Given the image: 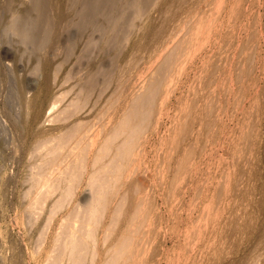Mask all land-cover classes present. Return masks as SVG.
<instances>
[{"label": "rangeland", "instance_id": "1", "mask_svg": "<svg viewBox=\"0 0 264 264\" xmlns=\"http://www.w3.org/2000/svg\"><path fill=\"white\" fill-rule=\"evenodd\" d=\"M12 1L0 0V58L9 56L0 62V264H55L56 238L73 220L95 235L81 230L84 264H108L117 251L119 264H264V0H142L126 24L108 28L119 38L100 57L95 28L65 57L64 35L77 29L62 22L46 70L21 55L12 31L31 0ZM132 113L134 154L98 202L92 163ZM70 130L66 149L51 155ZM82 156L87 170L69 183V200L58 170L81 167ZM49 163L60 167L52 195Z\"/></svg>", "mask_w": 264, "mask_h": 264}, {"label": "bare ground", "instance_id": "2", "mask_svg": "<svg viewBox=\"0 0 264 264\" xmlns=\"http://www.w3.org/2000/svg\"><path fill=\"white\" fill-rule=\"evenodd\" d=\"M52 1H54V3ZM65 1H67L66 5H68V2H69V9L71 10L70 14L68 12L63 11L62 7H63V5H65L64 4ZM144 1L145 0H143V2ZM147 1L149 2L150 0H147ZM12 3H13V1H12ZM31 3H32L31 7H33V8H31V10L29 9L30 12H28L25 17H23V18L21 17V19L17 20V22H16L15 18L18 19L19 17L14 18V22H16V23L13 24L14 26H12V31L19 38V40H18L19 44L22 45L21 49H19V52L21 53V55L27 54L29 56H34L37 59L36 61L39 62V64L37 65L36 68H38V70L39 69L46 70L47 66H50L51 53H53L55 51V49H57L59 47V44H60L58 42L60 41L61 35L58 33L56 34V32H55L56 26L61 25L62 22H67L68 25H73L77 29L76 32L73 33V32H71L70 29L67 28V30H68L67 35L66 34L64 35V36H66L64 41L67 44V46H63V51L66 50V51H64V52H66L65 57H67L68 59L74 54V52L76 50V46L79 44L80 39L81 40L84 39L86 37L87 32L91 28L92 29L95 28L96 31H93V33H92L93 37L90 38V41L95 38L94 35L96 33L99 34L98 38L96 37V39H98V42H97L98 51L96 52L97 53L96 56L100 57V55H102V52L104 51V47H103L104 43L107 41H110V40L112 41V40H116L119 38V35H117V34L111 35L110 31H108V28H114L115 27L116 29H119V28H121L122 25L126 24L128 19H129L130 8L136 9L139 5H142L141 4L142 0H138L136 2H132L131 0H31ZM56 7H58L57 11H59V12L56 11L57 13L53 10V8L57 9ZM12 9H14V8H12ZM26 11H28V10H26ZM53 11L57 14L56 17H55L56 14L53 16V14H52ZM15 16H16V14H15ZM64 47H65V49H64ZM84 52L86 54V53H89L90 51H88V48L86 47V50H84ZM48 56H50V58H48ZM7 57H9L8 54L1 56L0 62L4 61L6 59L8 60ZM65 57H64V59H65ZM46 81H48V78L46 79ZM98 83H99V81L97 80L96 82H94L92 87H94V88L97 87ZM7 91H8V89H7ZM26 91H27V88L23 85L19 94H20L21 99H22L21 101L26 100V102L27 101L29 102L28 99L30 98V100H31V97H29V98L24 97L25 94H28V93H26ZM30 91H27V92H30ZM83 98L87 99V95L85 93L83 94ZM13 100H15V98ZM57 102L58 101H56L53 104V109L56 107ZM83 102H86V101H83ZM22 104L25 105V103H22ZM28 104H30V103H28ZM27 108H28V106H27ZM134 130H135V122L133 120V113H132V114H129L128 117L125 119V124L120 125V127L117 126L115 128V130L112 131V133L108 136V139H106L103 147L100 148L101 149V150H99L100 153L99 152L97 153L96 159L94 160V162L92 163V166H91L92 172L94 170L95 171H94V173H92L93 175L91 176L90 182H92V185L96 186L97 193H95L94 198L96 197V200L98 202L102 201L105 203V199L108 197V195L110 193H113L116 190V187L122 182V179L124 178L123 177L124 174H122V172L127 167L126 164L122 163L124 161L123 159H127V158L130 159L134 154L133 149L135 147V145H134L135 140L132 137V134H133L132 132H134ZM70 132L67 133V137L65 136V137L58 139V141H57L58 144L50 152L51 155L52 154L58 155L59 151L66 149V145L68 144V141L70 139H72L71 135L73 133H75V131L73 132L72 130H70ZM124 135L125 136L127 135L128 137L130 136L128 139H130L131 141H129L127 139V136H126L127 141L124 140V142H123L124 144L125 143L126 144L125 145L123 144L121 146V143H120V145H118V143H117L118 139L120 138V136H124ZM131 137H132V139H131ZM93 144H95V142H93ZM122 148L124 149L123 152L121 151ZM70 149L72 151H74L76 149V147L70 148ZM72 151H71L70 156L72 155ZM110 156H111V159H110L111 161L109 162L110 164L105 162L103 165H101V167H97L100 163L104 162L107 159V157L109 158ZM54 157L56 158L57 156H54ZM79 159H81V158H79ZM56 160H57V158H56ZM83 161L86 162L85 156H82V161H81L82 165L80 164L81 167H78V168H77L78 165L77 166H72V165L69 166V164H73V162H71V161L68 162L69 163L68 166L66 163L65 165L67 167L63 166L66 168V170L63 167H62L63 170L62 169L58 170V169H60L59 166L57 168V166L54 167V163H51L52 165L49 163L48 164L49 167H50V165L52 167H50V169L48 168L49 169L48 171H46V169L44 168L45 169V172H44L45 176L42 175V176H44L43 184H45L46 186H50L48 191H47L48 194H50V195L54 194V192L57 189L55 188V186H54V188H52V184L56 183L57 180L60 181V178H62L61 180H63V176L67 177V178L64 177V181H69L68 184L71 182H72L71 184H73L77 180H79L81 182L80 179H82V176H84L83 174H85L84 171L86 169V165H83L84 164ZM125 161L130 162L128 160H125ZM54 162H56V161H54ZM63 162H65V161H62V163ZM129 165H130V163H129ZM50 170H53L52 173ZM57 170L59 171V174L58 173L57 174L60 175L59 176L60 178H57L58 177V175L56 174ZM47 174H49L51 176V178ZM52 174L53 175L56 174L55 177L53 178V180L56 179L55 182L51 181L52 177H53ZM60 183H61V181H60ZM62 183H64V182L62 181ZM71 184H69V185H71ZM68 186H67V188H68ZM106 186H109L108 188H110V186H115V187H113V188L111 187L110 189L105 190V192L102 193V190ZM56 187L58 189L62 188V187L59 188V184L56 185ZM69 187H71V188H68V189H66L67 191L66 190L65 191H66V194L70 200V198H71L70 196L73 197V195H74L73 194L74 193V187L72 188V185ZM65 191H63V192H65ZM63 194L65 195V193H63ZM63 194H62L61 202L62 201L64 202V199L67 197L66 195L63 196ZM42 197L43 196H41V198ZM63 197H64V199H63ZM36 200L38 201L36 203L37 204L39 203V205H40L41 199H36ZM96 200H95V202H96ZM59 201L60 200H58V202H57L58 204L56 203L57 204V205H55L56 207L53 208L54 210H52L53 211L52 213H54V214H55V212H57V209L62 208V206L64 204L63 202H62L63 204L59 203ZM65 202H67V201H65ZM37 207L39 208V206H36V208ZM95 210H94V213H95ZM71 218H73V216H71ZM71 218L68 219L67 222L72 221ZM76 218L77 217H75L73 219H76ZM71 223L73 224L76 222L73 220ZM72 224L67 225V223H66L67 226H65V228H63L65 230L67 227L66 231L62 230V231H64V233H62V231H61L62 234L59 233L60 234V235L58 234L59 238H56L57 241H55V242H56V244L57 243L58 244L57 245L55 244V246H58V249H57V247L55 248V246H54L55 249L53 250V248H52L53 253L56 254L57 250H60L61 246H63V250L62 249L60 250V253H59L60 255H57L58 253L56 254L58 256V257L56 256L57 261L55 259H54L55 261L52 259L55 257V255L50 253L52 258H49V259L53 260V262H55V264L58 263V261H60L62 259L65 260L66 258H68V259H66L67 261L69 260V258L71 261V259H73V258H71V257H73V255L75 257L78 256V258H79L78 261H80L81 264L82 263L84 264L87 261V259L85 261H84V259L87 258L85 256L88 255L86 245H87V243L90 244V242H88V241H90V239L88 237H86V235L88 233L86 232V230H84V227H82V225L80 227V230L78 231V230H76L77 224L76 225L73 224L74 226ZM69 226H73V228H75V229H70L72 227H69ZM70 230H74V231L76 230L77 232H76V234H71ZM81 230H84L86 232V235H85L84 231H82L83 232L82 233ZM74 231H72V232H74ZM90 232H92V233H90ZM90 232H89L90 234H88L87 236L94 234L92 230ZM86 238H87V240H86ZM94 238H95V235H93L92 240ZM85 242H86V245H85ZM94 242H96V241L94 240ZM88 249H90V248H88ZM75 251H76V254H75ZM83 251H86L85 254L83 253ZM116 253L120 255L119 251H117ZM81 254L83 255L84 258L82 257ZM117 254H116V257L112 258L113 261H112V259H111V261H109L110 263H112V262H113L112 264H114V262H115V264L117 263L118 259H120V258H118ZM75 257H74L75 261L73 260V262H75V263L77 262V264H78L79 262L76 260L78 258L76 257V259H75ZM80 258H82L81 259L82 261L80 260ZM115 258H117V259H115ZM58 259H60V260H58ZM63 261H62V264H63ZM53 262H51V263H53ZM109 262H108V264H109ZM117 264H119V263H117Z\"/></svg>", "mask_w": 264, "mask_h": 264}]
</instances>
